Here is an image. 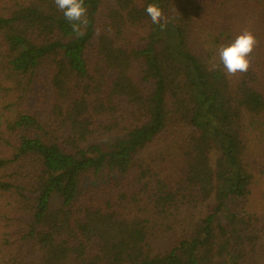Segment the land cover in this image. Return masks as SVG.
Here are the masks:
<instances>
[{
    "label": "trees",
    "instance_id": "trees-1",
    "mask_svg": "<svg viewBox=\"0 0 264 264\" xmlns=\"http://www.w3.org/2000/svg\"><path fill=\"white\" fill-rule=\"evenodd\" d=\"M85 6L0 0V264H264V0Z\"/></svg>",
    "mask_w": 264,
    "mask_h": 264
},
{
    "label": "clouds",
    "instance_id": "clouds-1",
    "mask_svg": "<svg viewBox=\"0 0 264 264\" xmlns=\"http://www.w3.org/2000/svg\"><path fill=\"white\" fill-rule=\"evenodd\" d=\"M65 19L70 23L73 32L83 35L82 26L88 24L87 7L85 0H54ZM147 15L153 24H159L163 29L166 27L163 10L156 4L151 3L146 8ZM257 37L249 30L243 31L235 40L227 46H221L218 57L228 75L247 73L252 65L251 55L258 46Z\"/></svg>",
    "mask_w": 264,
    "mask_h": 264
},
{
    "label": "rangeland",
    "instance_id": "rangeland-1",
    "mask_svg": "<svg viewBox=\"0 0 264 264\" xmlns=\"http://www.w3.org/2000/svg\"><path fill=\"white\" fill-rule=\"evenodd\" d=\"M245 2V1H244ZM244 3L243 2H240V5H243ZM242 7L243 6H241V9H242ZM211 15H218V14H215L214 12H212V14ZM218 23H221V21H219V19H218ZM221 32V30L220 29H218V32L217 33H220ZM224 42H225V39H222L221 38V46H224ZM221 46H219V47H221ZM262 47H257V49H260V50H264V38H263V42H262V45H261ZM219 49V48H218ZM94 185V184H93Z\"/></svg>",
    "mask_w": 264,
    "mask_h": 264
}]
</instances>
